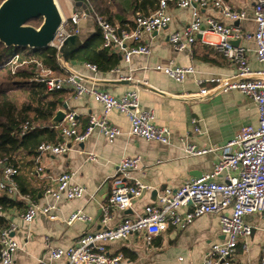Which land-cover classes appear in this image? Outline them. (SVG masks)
Listing matches in <instances>:
<instances>
[{
	"label": "crops",
	"instance_id": "0c3cea01",
	"mask_svg": "<svg viewBox=\"0 0 264 264\" xmlns=\"http://www.w3.org/2000/svg\"><path fill=\"white\" fill-rule=\"evenodd\" d=\"M74 1L59 0V8L67 20L72 13L83 10ZM131 1L114 0L111 6L110 20L122 30L132 26L137 13H145L135 11ZM220 1L236 11H243L245 17L240 20L230 19L212 4L198 8L201 16L213 17L223 25L238 27L242 32L255 29L254 0ZM166 10L171 20L165 28L152 33L143 32L138 41L129 43L147 44L149 50L146 54H132L130 60L125 61L116 46L106 48L109 54L116 55L117 62L107 70L97 68L96 71L88 69L82 60H59L65 69L64 74L78 73L85 85H94L113 96L118 97L127 90L137 89L141 108L154 112L156 125L169 128L170 142L164 144L130 134L128 116L111 110L107 118L121 131L112 140L95 128L82 142L70 139V149L64 154H40L38 165L42 170L37 169L30 157L20 155L18 181L31 193L25 194L28 199L13 196L20 203L0 210V216L4 217L6 224L12 221L17 225L14 237L20 248L13 255V264H37L39 258L51 264H67L65 257L51 259L50 248H67L83 234L104 227L105 224L101 222L103 208L119 176L117 165L124 156H140L141 161L140 168L129 171L123 180L127 183L138 180L149 188L133 200L130 208L123 211L111 209L107 226L116 225L124 216L142 212L146 204L156 201L157 195L165 187L175 189L184 181L213 169L221 155L220 149L190 155L185 152L184 143H193L197 147H222L243 126L258 125L256 104L240 91L230 89L205 96L198 94L201 88L212 87L210 78L234 75L235 63L217 50L215 44L219 42V36L209 31L197 34L190 48L173 49L168 35L181 30L192 20V8L180 7L176 0H167ZM65 26L69 29L73 24L68 22ZM76 27L80 43H83L98 30L95 15L89 13L80 18ZM233 43L246 49V58L253 69L262 67L256 59L252 39L241 37ZM169 64L191 66L194 71L186 75L182 82H175L157 69L159 65ZM121 76L128 78L122 80ZM65 103V111H74L76 114L78 131L85 128L90 116L100 117L102 114L101 104L89 95L75 96L68 91ZM195 127L199 131H195ZM187 132L189 135H186ZM89 153L95 154L96 160H89ZM65 171H73L72 181L83 186L85 191L79 198L55 200L45 193V189L53 186L56 177ZM28 200L39 205L55 204L54 213L58 217L50 219L38 213L31 222H25L21 215ZM77 209L88 214L90 220L67 224L64 219ZM244 219L252 231L247 237H238L233 259L237 264H258L264 249V221L259 213L247 214ZM223 239L219 216L210 213L196 218L184 228L167 229L153 237L150 244L144 241L142 235H131L126 240L108 243L107 249L111 254L122 255L118 264H174L178 257L182 258L183 264H201L210 245Z\"/></svg>",
	"mask_w": 264,
	"mask_h": 264
},
{
	"label": "built area",
	"instance_id": "2783aa9c",
	"mask_svg": "<svg viewBox=\"0 0 264 264\" xmlns=\"http://www.w3.org/2000/svg\"><path fill=\"white\" fill-rule=\"evenodd\" d=\"M55 1L59 6V0ZM176 3L180 7L192 8V20L181 30L173 31L168 35V41L173 49H188L194 43L197 34L204 31L213 32L219 36V42L215 44L217 50L233 61L236 66L234 75L210 78L212 87L201 88L198 94L205 96L230 89L240 91L256 104L258 125L243 126L222 147H197L193 143H184L183 148L190 155H200L220 149L221 155L214 163L213 169L184 181L175 189L165 187L157 195L156 201L146 204L142 212L134 216H124L116 225L107 226L106 222L110 218L111 209L123 211L130 208L133 200L138 198L144 189L149 188L138 180L128 183L123 180L127 178L129 171L140 168L141 161L140 156H124L117 165L119 176L114 181L107 205L103 208L101 222L105 224L104 227L83 234L67 248H50L51 259L65 257L67 264H118L122 255L109 253L108 243L126 240L131 235H142L144 241L150 244L153 237L167 229L184 228L196 218L212 213L219 216L220 231L224 239L210 245L201 264H237L233 255L238 246V237H247L252 231L244 217L247 214L259 213L264 221V0H254L255 29L252 32H242L238 27L223 25L213 17L201 16L198 8L212 4L230 19L240 20L245 17L243 11H236L220 0H176ZM166 6L167 0H159L154 11L147 15L137 13L133 26L121 31L103 16L95 15V21L102 36V46L107 49L116 46L121 50L125 61H129L132 54H146L149 50L147 44L129 43L138 41L143 32L152 33L165 28L171 20ZM86 16L84 10H81L72 13L68 20L63 17V22L57 29L50 46L60 52L63 41L71 34H77L78 20ZM68 22L73 24L72 28H66L65 25ZM241 37L254 41L256 59L262 64L260 69H253L246 58V49L233 43ZM17 57L16 55L15 58ZM36 63L40 70L36 79L44 83L47 91L66 88L75 96L89 95L102 106L101 116H90L82 131L77 129L75 112L65 111L64 117L57 124L61 138L56 142H41L37 146V155L34 156L33 162L38 170H42V167L38 165L40 154H64L70 149V139L82 142L95 128L109 140L119 135L120 129L112 125L107 118L111 110H117L128 116L130 134L164 144L170 142L169 128L156 125L154 112L141 108L137 89L127 90L116 97L94 85H85L79 79L78 73L55 75L51 69L40 62ZM85 65L91 71L97 70L94 63L86 62ZM157 69L162 70L175 82H182L186 75L194 71L191 66L176 64L159 65ZM127 78L120 77L122 80ZM31 128L33 125L29 121L24 122L20 127V134L26 133ZM194 130L199 131V128L195 127ZM186 135H189V132ZM88 159L94 161L96 155L89 153ZM0 167V190L11 197L17 195L28 199L25 194L18 191L15 179L18 173L17 167L8 163L6 159H0ZM73 175V171L62 172L56 177L55 184L45 189V193L55 200L81 197L85 188L72 181ZM219 177H221L220 180H218ZM55 209V204L39 205L28 200L21 217L25 222H31L38 213H41L50 219H55L58 217L54 213ZM88 220L90 216L82 209L75 210L64 219L67 224ZM16 228L17 225L12 221L0 228V264L14 263L13 255L20 248L14 237ZM243 247L245 248V244ZM37 264L51 263L39 258ZM174 264H183L182 258L178 257ZM258 264H264V249Z\"/></svg>",
	"mask_w": 264,
	"mask_h": 264
},
{
	"label": "trees",
	"instance_id": "16d2710c",
	"mask_svg": "<svg viewBox=\"0 0 264 264\" xmlns=\"http://www.w3.org/2000/svg\"><path fill=\"white\" fill-rule=\"evenodd\" d=\"M2 1L0 0V3ZM82 1L87 3L91 15L103 16L114 25L110 20L114 0ZM131 3L135 11H144L145 13L141 14L147 15L157 8L159 0H132ZM35 20L37 19H32L29 23ZM62 56V52L51 46H5L0 41V159H6L17 167L18 172L20 155L30 157L33 163L37 146L41 142H56L61 138L60 128L50 120L56 111L62 108L70 90L65 88L47 91L44 83L36 79L40 71L36 62H40L55 74H64L65 69L59 60ZM68 58L94 63L97 68L103 70L109 69L117 62L116 55L109 54L102 46L99 28L92 37L69 52ZM26 121H29L33 128L20 134V127ZM15 179L18 191L29 195L31 191L18 181V173ZM0 192L1 208L13 207L20 203L6 192ZM5 225L6 220L0 216V228Z\"/></svg>",
	"mask_w": 264,
	"mask_h": 264
},
{
	"label": "water",
	"instance_id": "95a60500",
	"mask_svg": "<svg viewBox=\"0 0 264 264\" xmlns=\"http://www.w3.org/2000/svg\"><path fill=\"white\" fill-rule=\"evenodd\" d=\"M75 5L89 14V7L82 0H75ZM42 18L38 27L29 24L32 19ZM63 22V15L55 0H3L0 3V41L5 46H23L41 48L50 46L55 33ZM77 34H71L60 48L62 59H67L69 52L80 45ZM67 104L58 109L51 118V123L58 124L65 115Z\"/></svg>",
	"mask_w": 264,
	"mask_h": 264
},
{
	"label": "rangeland",
	"instance_id": "374dc122",
	"mask_svg": "<svg viewBox=\"0 0 264 264\" xmlns=\"http://www.w3.org/2000/svg\"><path fill=\"white\" fill-rule=\"evenodd\" d=\"M41 22H42V18L40 17V18H37V20L30 22L29 24H31L35 27H38Z\"/></svg>",
	"mask_w": 264,
	"mask_h": 264
}]
</instances>
